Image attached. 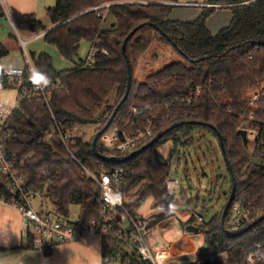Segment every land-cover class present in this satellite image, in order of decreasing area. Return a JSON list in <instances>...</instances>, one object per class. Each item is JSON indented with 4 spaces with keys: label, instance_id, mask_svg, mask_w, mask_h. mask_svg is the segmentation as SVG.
<instances>
[{
    "label": "trees",
    "instance_id": "obj_1",
    "mask_svg": "<svg viewBox=\"0 0 264 264\" xmlns=\"http://www.w3.org/2000/svg\"><path fill=\"white\" fill-rule=\"evenodd\" d=\"M208 2L229 6L233 14L231 24L216 35L206 24L215 7H204L202 14L193 21H176L169 18L174 6L157 0H56L55 6L49 8L47 13L52 25L57 27L44 34L43 38L55 45L66 60L80 61L76 68L59 73L48 54L33 55L36 71L50 81L46 86L51 93L50 102L48 105L41 97L39 101L23 100L20 103L19 109L5 125L12 133L6 141V148L9 158H16L17 170L30 181L33 188L42 190L63 217L69 218L71 208L78 206L80 214L77 224L86 225L99 218L101 188L84 173L58 137H49L53 115L64 126L100 124L103 128L127 89L128 71L123 52L126 37L142 24H156L169 39L153 27H141L127 43L133 82L130 95L119 112L125 113L134 105L149 106L150 109L145 111L147 118L155 119L157 113L161 112L156 120L158 133L176 123L183 122V125L172 129L138 155L127 157L131 153L116 154L122 159L119 163L98 158L92 143L82 136L77 138L72 152L98 176L107 167L122 168V190L127 207L129 192L140 185L134 194L136 202L143 203L147 198H153L161 210L156 220L159 222L172 215L173 197L168 196L165 185L170 168L159 161L155 146L164 139H172L175 149L192 146L196 141L190 135L199 128L209 129L218 138L221 135L236 177V195L243 196L253 204L254 222L241 225L240 232L232 235L234 229L228 224L227 216L226 231L221 225L223 208L210 220L196 225L200 233L205 234V243L211 252H226L227 261L219 259L215 264H246L244 250L264 243V228L255 230L264 222L261 220L264 216V166L258 161L259 149L254 151L252 160L247 149L249 144L239 133L249 115L247 94L258 87V81L264 79V0ZM107 9L117 21L113 30L103 28V14ZM25 19L31 23L34 31H47L36 14L25 15ZM154 39L173 47L183 61L167 65L149 75L145 82L138 83L134 80L136 61L148 51ZM83 41L92 44L98 41L100 50L95 59V68H83L85 59L79 56ZM102 49H106L108 54L103 53ZM7 55L9 50L0 44V58ZM199 85L206 86L200 111L197 117L188 116V109L175 102L177 98L188 97L192 89ZM1 87H12L4 71L0 72ZM112 97L116 102L110 105ZM168 115H171L170 118H166ZM192 121L203 125L189 123ZM21 162H24L23 166ZM7 184L8 177L0 172V196L5 194L6 201L11 203L14 194ZM119 215L116 225L119 224ZM195 220L194 215L184 220V229ZM26 237L32 245L31 232L27 231ZM102 256L103 264L113 260H120V264H153L142 259L126 240L114 234L102 237ZM204 264L212 263L206 261Z\"/></svg>",
    "mask_w": 264,
    "mask_h": 264
},
{
    "label": "built area",
    "instance_id": "obj_2",
    "mask_svg": "<svg viewBox=\"0 0 264 264\" xmlns=\"http://www.w3.org/2000/svg\"><path fill=\"white\" fill-rule=\"evenodd\" d=\"M186 6H199L197 3H187ZM45 34V33H44ZM98 41L92 44L88 58L85 59L83 68H95V59L99 52ZM102 52L108 54L106 49ZM27 54L25 66L22 68L11 67L4 70V75L8 78L12 87L17 90V105L19 106L23 100L39 101L42 97L49 105L51 93L46 89V86L41 84L35 85L32 81L34 73H37L32 59ZM252 58V56L250 57ZM258 87L247 94L246 105L248 108L247 122L240 129L246 130L248 144L254 142V151H260L258 161L264 166V79L258 81ZM206 86L199 85L193 88L192 94L188 97L177 98L175 104L183 105L188 109V116L197 117L200 111V103L203 90ZM209 89V88H207ZM149 106L138 107L131 106L128 110L118 112L114 117L110 127L102 134L98 141V148L101 153L108 156H116V154L132 153L153 140L158 134L157 117L161 116L158 112L155 119L145 117V111L149 110ZM18 109L7 107L0 103V172L8 177V189L13 192L14 198L11 203L6 201V195L0 196V201L5 202L17 208L22 214L25 223V231H29L33 237V245L35 248L46 251L59 244L73 243L80 241L92 235L100 237L111 234L117 235L126 240L144 260H149L153 264H167L171 262L177 255L173 254V246L164 249H158L154 253L150 244L147 241L145 232L148 230L150 222L141 218H134L127 209L126 198L122 190L124 183V171L120 167H107L98 176L88 168L72 152L77 144L79 128L76 126H64L53 115V126L49 132V137H58L64 148H66L73 159L82 167L85 174L92 178L101 188L99 204L101 207L100 217L91 220L86 225L77 224V221H72L69 218H58L51 213H43L36 209L35 202L39 198H44L45 194L42 190L33 188L30 181L22 175L15 167L16 158H9L6 148V141L11 133L7 128V120ZM53 114V113H52ZM190 114V115H189ZM168 115L166 118H170ZM256 121V122H255ZM255 122V124H254ZM255 125V126H254ZM190 137H193V132ZM253 160V156L251 155ZM20 165H24L21 162ZM167 192L170 197H173V210L178 201L177 189L180 185L178 180L171 179L169 176L165 182ZM253 204L247 202L243 196H235L227 215L228 224L233 227V232H240V226L243 224L249 225L254 222ZM120 212V215H119ZM117 215H119L116 225ZM188 219V215L182 216ZM196 217L193 225L202 223L206 219L203 216ZM169 218H174L171 215ZM130 222V229L123 227V222ZM120 220V221H119ZM264 228V222L255 230ZM186 235H190L187 233ZM191 238L200 237L205 245L204 233H191ZM207 249V248H206ZM200 247L201 255L195 262L204 264L208 261L215 264L219 259L222 262L227 261L226 252L215 254L211 250H206ZM244 260L246 264H264V243H257L251 249L244 250Z\"/></svg>",
    "mask_w": 264,
    "mask_h": 264
},
{
    "label": "rangeland",
    "instance_id": "obj_3",
    "mask_svg": "<svg viewBox=\"0 0 264 264\" xmlns=\"http://www.w3.org/2000/svg\"><path fill=\"white\" fill-rule=\"evenodd\" d=\"M52 1L53 4H51L48 8L53 7L56 4V0ZM188 1L202 3V1L206 0ZM200 9L201 8L194 6H176L173 8L171 14L173 20L176 21H193L199 17L198 16L196 18L195 15L199 13L202 14V12H199L201 11ZM223 11H228L230 15H232L229 8L224 9ZM223 15H221L220 13L216 16H220L221 19H224L225 17H223ZM215 18L217 19V17H213L208 23L210 29H217L215 26ZM38 19L45 25V27H47V30H49L50 27L53 26L47 11L41 14ZM25 21L30 24V28L32 29L31 23L26 19ZM212 32L214 33V35H216L219 31L212 30ZM25 47H23V56H19L21 58L23 57L24 64L27 54L32 59L34 54L40 55L42 53H45L52 58L54 68L59 73L76 68V65L80 61L79 59H76V62L66 60L61 55L58 48L55 45L47 43L44 38L27 43ZM91 47V42H82L79 50V56L81 59L88 58ZM179 61H183V58L180 54L174 51L173 47H168L161 43L160 40L154 39L148 51L142 54L136 61L134 80L138 83L145 82L149 75H152L153 73L167 65ZM16 91L17 90L14 87H9L7 89L0 88V98L6 102L5 104H10L9 106L19 109V106L15 102ZM115 102L116 99L112 97L109 104L113 105ZM78 128L79 135L85 138L86 141L91 143L97 132L102 129L100 127V124L87 125ZM193 138L196 142L192 146H180L179 148L175 149V144L172 139H164L155 146L159 161L169 166L171 171V179L178 180L180 182V185L177 189L178 201L172 213L175 219L166 218L161 221L162 223L160 224V226L163 227V230L164 232H166V234H164V236L162 237L163 233H161L156 237L157 240L155 241L158 244L155 241L154 243L157 244L158 247L152 245L151 239L145 233V236L147 237V241L150 244L153 253L158 249L169 247L171 244L169 245L168 243L176 241V238L177 240L182 239V242L184 241V236L182 235H186L188 231L186 232V229H184L183 223L184 220H187V218L183 219L178 215L179 212L182 213L183 217L184 215H188L190 217L191 215L196 214L198 216H203L206 220H210L215 214L222 211L228 201L232 184L230 181L231 177L228 171V167L221 150L219 138L216 137L214 133L207 128H199L197 129V131H194ZM184 142L187 144L186 140ZM253 147L254 142L251 141L247 146L250 156H254ZM139 187L140 185L134 186V189H132V191H130L128 194L127 200L129 201V207H131V209L129 210V207H127V209L129 210L131 215L133 214L131 210L135 207H133V205L139 204V202H136L137 200L134 197V194L139 189ZM183 194L185 197V201L183 200ZM35 207L40 212L51 213L58 218H63V216L57 211L52 202L46 196L44 198H39L35 202ZM138 212L146 213L145 215H148L146 217H148L150 220L155 221L154 223H152V225L157 222L156 220L161 215L159 206L155 203L154 199L150 197L142 203V205L139 207ZM79 214L80 208H78V206H73L71 208L69 218L72 219V221L76 222ZM133 215L132 216L134 218H139L135 216V214ZM129 224L130 222L127 219L123 222V227L125 229H130ZM188 233H190L191 235V232ZM98 237L96 239L100 240L101 237ZM150 237L153 236L150 235ZM196 239L198 238L196 237ZM178 243H181V241ZM173 254H176V252L174 251ZM195 259V257L185 256L184 259L175 261V264H191L195 262ZM109 264H120V260H113Z\"/></svg>",
    "mask_w": 264,
    "mask_h": 264
},
{
    "label": "crops",
    "instance_id": "obj_4",
    "mask_svg": "<svg viewBox=\"0 0 264 264\" xmlns=\"http://www.w3.org/2000/svg\"><path fill=\"white\" fill-rule=\"evenodd\" d=\"M157 1L174 7H187L185 5L187 3H197L200 5L194 7L201 8L199 12H202L204 7H215V12L207 19L206 23L212 34H214L212 30L220 31L224 27L229 26L233 17V14L230 15L228 11H223L224 9H228L229 6L210 4L208 0H200L202 3L188 0ZM51 4H53L52 0H0V44H3L9 50L8 56L0 58V72L10 67L22 68L25 66L23 57H19L24 54L23 47H25L27 43L43 39L45 33L41 29L36 31L31 29L30 24L25 21V15L36 14L37 17H39L49 9L48 7ZM109 6L110 4L107 5V7ZM220 13L221 15L224 13V19H221L220 16H216ZM103 15L105 18L103 28L106 30H113L117 26V21L111 11L107 9ZM200 15L201 13L195 16L197 18ZM213 17H217L218 19L215 18V26L217 29H210L208 26L209 21ZM169 18L173 20L172 14H170ZM54 27L55 26H51L50 29ZM15 99L17 104V91ZM0 103L4 106L12 107L9 106L10 104H5L6 102L1 98ZM141 205L142 203L133 205V207L135 206L134 209H132L133 214L150 222L149 228L145 233L151 239L152 245L158 247V243L155 241L157 240L156 237L161 233H163L162 237L166 234L163 227L160 226L162 222L159 221L152 225L155 221L146 217L148 216L145 215L146 213L138 212ZM25 229V223L20 211L0 201V248H2V250H0V264H103L102 237L100 238L98 235L89 236L73 243L59 244L50 250L41 251L34 247L32 240V245L29 243L30 241L26 237L27 231H25ZM150 235L153 237H150ZM182 236H184L183 242L182 239L177 240V238L174 242H166L169 245L175 244L173 249L176 255L179 253L167 264H175V261L184 259L185 256H191L197 259L200 247L204 249L205 245L202 244L203 240L200 237L196 239V237L191 238L190 235ZM97 237L100 238V240L96 239ZM154 241L157 244H155ZM177 241H181V243ZM206 250H209V247H207Z\"/></svg>",
    "mask_w": 264,
    "mask_h": 264
},
{
    "label": "water",
    "instance_id": "obj_5",
    "mask_svg": "<svg viewBox=\"0 0 264 264\" xmlns=\"http://www.w3.org/2000/svg\"><path fill=\"white\" fill-rule=\"evenodd\" d=\"M57 27V26H55ZM54 27V28H55ZM141 27H153L157 30H159L164 36H166L168 39L170 38L163 30H161V28L159 26H157L156 24H153V23H145V24H142L141 26L137 27L136 29H134L125 39L124 41V44H123V52L126 56V63H127V71H128V81H127V89H126V92H125V95L124 97L122 98V100L119 102L118 106L115 108L114 112L112 113V115L110 116L108 122L105 124V126L99 130L97 132V134L95 135L93 141H92V147H93V151L95 152L96 156L102 160H105V161H108V162H116V163H119L122 161V159L118 158L117 156H108V155H105L103 153L100 152L99 148H98V141L100 139V137L102 136V134L110 127L114 117L117 115V113L119 112L120 108L123 106V104L126 102L127 98L129 97L130 95V92H131V88H132V82H133V71H132V64H131V60L130 58L128 57L127 55V43L129 42V40L131 39V37L134 35V33L140 29ZM52 28V29H54ZM52 29L48 30V31H45V33L51 31ZM204 59V58H202ZM193 125H203L202 123L200 122H197V121H192V122H189ZM183 125V122L182 123H176V124H173L170 128L158 133L156 135V137L151 140L148 144H146L145 146H143L142 148L132 152L129 156L127 157H133L135 155H138L140 153H142L144 150L148 149L149 147H151L152 145H154L155 143H157L159 140H161L163 138V136L168 133L169 131H171L172 129L176 128V127H179ZM240 135L242 136L243 140L245 143H248V137H247V132L246 130H240L239 131ZM219 141H220V146H221V150H222V153H223V156H224V159L226 161V164H227V167H228V171H229V174H230V177H231V191H230V194H229V197H228V201L223 209V212H222V217H221V225L222 227L224 228V230L226 231V228H225V221H226V216L228 214V211H229V208L233 202V200L235 199V196H236V191H237V182H236V177L233 173V170H232V167H231V164L229 162V159L227 157V153H226V150H225V147H224V143H223V139L221 137V135H219ZM261 220H264V216L261 217ZM188 232H191V233H195V234H198L200 229L198 226H195V225H189L187 226V229H186ZM229 233V232H228ZM232 235H237L238 233H231ZM208 247V244L205 243V246H204V249H206Z\"/></svg>",
    "mask_w": 264,
    "mask_h": 264
},
{
    "label": "clouds",
    "instance_id": "obj_6",
    "mask_svg": "<svg viewBox=\"0 0 264 264\" xmlns=\"http://www.w3.org/2000/svg\"><path fill=\"white\" fill-rule=\"evenodd\" d=\"M32 81L37 86H39L41 84L47 86L50 83L49 79L46 76H44L38 72L34 73V75L32 77Z\"/></svg>",
    "mask_w": 264,
    "mask_h": 264
}]
</instances>
